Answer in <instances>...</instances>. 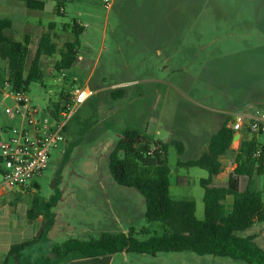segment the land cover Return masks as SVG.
<instances>
[{"label": "rangeland", "instance_id": "374dc122", "mask_svg": "<svg viewBox=\"0 0 264 264\" xmlns=\"http://www.w3.org/2000/svg\"><path fill=\"white\" fill-rule=\"evenodd\" d=\"M108 1L65 0V12L59 13L55 0H47L43 12L32 11L23 2L0 1V19L13 22L7 34L16 41L30 38L27 71L42 36L50 35L58 46L54 56L41 60L43 81L31 84L27 92L34 106L40 110L63 106L74 89L85 85L95 92L71 117L65 142L52 151L43 175L36 179L41 186L35 190L40 199L37 210L54 225L58 217L59 230L66 223L72 225L62 238L42 237L27 251L31 257L40 254L37 264H50L52 245L70 238L97 239L108 232L150 226L145 198L118 185L109 171V156L127 131H139L152 145L183 143V152L172 144L168 148L171 195L194 200L196 216L204 220L205 190L200 182L208 172L179 162L201 157L226 116L264 112V0ZM75 23L85 28L79 59L72 69L57 72L61 51L75 38ZM0 74L2 79L9 75V63L1 57ZM116 89H123V98L112 97ZM8 105H14L12 100L0 99V129L18 124L5 114ZM242 134L264 144V133ZM240 143H233L232 149L238 150ZM235 164L236 152H230L215 179L217 186L228 185ZM248 187L255 188L256 182L238 178V190ZM6 190L0 209L4 248L40 233L24 225L34 192ZM263 232L259 223L239 235L264 247ZM114 260V264H246L192 252L118 254ZM15 262L12 258L8 264Z\"/></svg>", "mask_w": 264, "mask_h": 264}, {"label": "trees", "instance_id": "16d2710c", "mask_svg": "<svg viewBox=\"0 0 264 264\" xmlns=\"http://www.w3.org/2000/svg\"><path fill=\"white\" fill-rule=\"evenodd\" d=\"M18 1L32 11H44L46 7L45 0ZM55 1L58 4L56 13H59L65 6V0ZM12 25L10 19H0V57L9 63V82L13 88L28 92L31 84L43 81L42 58L54 56L58 46L50 35L42 36L36 57L27 71L31 41L29 37L23 42L10 37L7 31L12 29ZM73 29L75 38L66 42L65 49L61 51V58L55 65L57 72L72 69L79 59L82 45L80 36L85 28L75 23ZM123 96V89L112 92L114 99ZM61 108L62 105L56 104L48 110L58 118ZM232 120L231 115L226 116L219 131L211 137L208 150L201 157L179 162L182 167H196L208 172V177L200 182L205 190L204 220L197 218L194 200H177L171 195L172 171L168 163V148L172 144L183 152V143L172 141L170 144L159 142L152 145L139 131L130 130L112 150L109 171L118 185L135 189L145 198V217L150 226L139 231L132 228L128 233H104L97 239L71 238L62 244H56L53 256L58 260L71 255L77 258L103 257L109 260L112 256L123 253L157 255L192 252L199 256L229 258L246 264H264V249L253 239L239 235L264 222L263 193L251 187L244 191L237 189L238 178L252 180L264 175V144L256 137H243L239 149L234 151L232 145L237 133L230 127ZM244 132L251 133L246 130ZM153 147L157 148L154 152ZM230 152H236V168L227 186H217L215 179L223 172L222 158ZM259 152L260 155L257 156ZM33 187L37 192L41 190L38 182H34ZM34 194L32 207L27 212L30 221L43 216L37 210L40 199L36 192ZM43 218L38 236L13 245L9 258L18 260L40 238L48 239L54 221L47 215ZM139 235L147 239L140 240L137 237Z\"/></svg>", "mask_w": 264, "mask_h": 264}, {"label": "built area", "instance_id": "2783aa9c", "mask_svg": "<svg viewBox=\"0 0 264 264\" xmlns=\"http://www.w3.org/2000/svg\"><path fill=\"white\" fill-rule=\"evenodd\" d=\"M94 93L89 85L74 89L56 118L50 110L34 106L27 92L15 90L9 82V75L0 79V99L14 103L6 106L5 114L12 120H18L17 125L0 129V168L3 175L0 189L34 190L33 184L43 175L52 151L65 142L64 132L69 120ZM231 116L234 118L230 127L236 133L242 135L244 130L264 133V112L245 111ZM156 149L153 147L152 152Z\"/></svg>", "mask_w": 264, "mask_h": 264}, {"label": "crops", "instance_id": "0c3cea01", "mask_svg": "<svg viewBox=\"0 0 264 264\" xmlns=\"http://www.w3.org/2000/svg\"><path fill=\"white\" fill-rule=\"evenodd\" d=\"M1 2H4L6 0H0ZM17 2H20L18 0H15ZM45 3L47 4V0H45ZM18 6V5H17ZM46 8V7H45ZM62 11L65 12V8L62 9ZM43 12V11H41ZM13 24V22H12ZM221 128V127H220ZM146 137V136H145ZM197 139L200 138L199 135L196 137ZM243 136H241V140H242ZM237 151V150H235ZM224 158H222V162H223V170H224ZM236 168V164L235 166L232 168L231 171H229V175L228 177L231 176L232 172L235 170ZM0 175L2 177V182H3V175H2V171L0 169ZM220 178V175L218 176ZM253 182H256V189L261 191L263 193V197H264V175L262 176H256L254 179H252V183ZM259 182H262V187H257V184ZM30 195V193H35V188L33 191H28ZM7 193V190H2L0 189V209L3 207V203H2V199L3 197L5 196V194ZM232 200V199H231ZM29 204L30 205V198H29ZM29 208V207H28ZM59 218L57 217L56 218V222H55V225L53 226V228L51 229V231L49 232L48 234V239L49 241H54L56 238H62L63 234L65 233V231L67 232V230H71L72 229V225L71 224H67L66 223V226L65 228H61V230H59L57 227H58V224H59ZM43 221H44V218L42 216H40L39 218H37L35 221H30L28 216L24 219V225L26 227H35L37 228V232H39V230H41L42 226H43ZM259 224V223H258ZM263 226H264V222L262 223ZM13 223H11L10 226H12ZM60 231L62 232V234L59 235ZM87 232V231H85ZM85 232H82V233H85ZM36 232H34L35 234ZM108 233H111V232H108ZM123 233H128V232H123ZM37 236V234H35ZM36 236L32 237L31 239H28V240H24L22 242H25V241H29V240H33ZM264 239V232L262 234V237ZM71 239V238H70ZM69 240V239H68ZM67 241V240H66ZM65 241V242H66ZM21 242V243H22ZM64 243V242H63ZM13 245H7L5 248L3 246L0 245V264H8L10 262V260L12 258H9V253H10V250H11V247ZM36 246L33 245L32 247L28 248L27 250H25L22 254V256L16 260L15 264H37L38 263V258L37 256H40L37 255L35 253V255L33 257L31 256H27L26 253L27 251L29 250H32L34 249V247ZM55 245H52V251H53V248H54ZM261 247V246H260ZM264 249V247H262ZM127 253H123V255H126ZM37 255V256H36ZM53 255V254H52ZM115 256V255H114ZM114 256H112L109 260H107L106 258H103V257H100V258H94V259H86V258H77V257H74V256H69L68 258H65V259H56L54 256H52V258L50 260H48V262L50 264H114Z\"/></svg>", "mask_w": 264, "mask_h": 264}, {"label": "water", "instance_id": "95a60500", "mask_svg": "<svg viewBox=\"0 0 264 264\" xmlns=\"http://www.w3.org/2000/svg\"><path fill=\"white\" fill-rule=\"evenodd\" d=\"M241 134L240 133H237L234 137V140H233V143H235L236 141H240L241 140Z\"/></svg>", "mask_w": 264, "mask_h": 264}]
</instances>
